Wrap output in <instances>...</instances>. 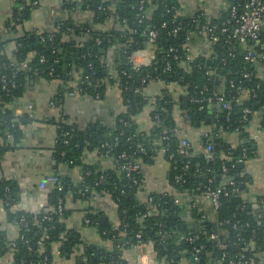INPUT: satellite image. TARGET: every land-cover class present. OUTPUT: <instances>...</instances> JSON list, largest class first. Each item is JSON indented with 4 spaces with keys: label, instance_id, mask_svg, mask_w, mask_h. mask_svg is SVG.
I'll return each mask as SVG.
<instances>
[{
    "label": "trees",
    "instance_id": "16d2710c",
    "mask_svg": "<svg viewBox=\"0 0 264 264\" xmlns=\"http://www.w3.org/2000/svg\"><path fill=\"white\" fill-rule=\"evenodd\" d=\"M61 3L67 16L56 19L50 29L40 30L37 33L24 28L22 26L24 10L28 12L30 8L35 7L25 6L24 10L18 12L17 6H14L5 26L6 29L0 31V68L6 66L7 68H1V71L7 74L16 70L15 82L17 83V88L10 92H6L0 87V137L7 144V146L0 144V153L14 147L12 145H18L22 140L23 125L28 123L29 119L27 115L21 117L15 115L11 106L22 94L27 82L36 77H44L48 80L58 79L61 82L57 93L59 99L67 92H76L83 96L96 98V94H99V97L103 94L106 81H111L105 64L109 63L115 66L119 72L118 82L122 86L127 85L128 89L121 92L126 110L117 114L110 126L81 127L70 122L67 116L62 114H59V118L56 119L58 138L61 132L71 128L73 130L67 136L69 144H63L61 139L55 143L52 152L54 164L55 166L65 163L70 166L80 165L83 175L79 184H74L67 178L63 180L59 178L63 190L57 192L53 188V193L56 195L55 201L45 205L44 208L55 206L59 197L63 199L64 204L66 196L76 199L88 196L90 191L95 193L107 191L117 207L118 219L127 225L120 226L116 230H112L110 224L102 226L100 232L103 237L111 239L115 247L108 251L84 243L83 255L86 257V261L90 264H95L100 260L120 263L122 259L119 253L127 247L116 244L123 243L122 240L126 245L135 243L137 239L134 234L138 230L141 231V241L153 240L156 259L161 264H178L183 258L190 257V250L193 246L199 245H204L201 252L202 264H212L216 259H221L222 253H225L222 264H228L231 258L242 252V247L245 248L243 253L246 256L264 251V208L256 201H247L240 192L220 196L221 204L214 213V220L208 218L212 211L211 207L210 210H207L205 206L198 204L194 208L187 209L185 205L174 204L170 195L150 193L149 195H153L156 201L166 202L168 210L152 212L150 216L142 219L139 218V214L143 213L147 207L144 204L145 197L137 195L141 185L137 189L134 188L133 191L120 194V185L125 182L122 172L116 168L104 169L98 162L84 164L82 161L85 150H98V154L102 156V152L105 150L102 144L109 142L112 145L114 136L118 138L117 145L112 146L111 149V154L114 156L123 151L131 153L134 150V145L127 142L129 137L135 144L142 143L148 151L151 148L147 155L138 154L136 156L143 162L148 161L161 146L168 145V150L163 153L164 158L170 161L168 155L172 153L174 155L172 161L174 159L177 161V170L173 169L172 161H170L169 167V181L174 192H186L192 198L201 197V190L197 189L199 183L205 182L210 174L218 176L222 161L226 160V157L233 161L239 159L242 146L247 149L248 159L253 156L252 145L246 131V126L252 115L247 121L242 122L241 109L248 106L252 109V113L261 111V123L264 127V72L259 74L255 65L244 60L243 49L240 45H236L234 56H230L228 46L224 45L222 41L210 43L202 34L193 35L191 40V45L194 47L192 58L186 61L181 45L184 43L187 33L199 29L206 19L216 21L217 18L200 16L197 21H194L195 16L201 11L197 9L192 13L183 12L179 0H144L142 8H140L139 0H80L78 2L62 0ZM165 5L169 8L168 12L164 11ZM77 9L92 11V20H76L72 13ZM141 15L143 16L140 17ZM138 17L140 22H138ZM109 19H112L118 27L109 30L94 28L95 24L103 23ZM179 22L181 27L177 35L173 38L168 37V32ZM162 23H165V26H161ZM152 27L158 30V37L153 47L155 55L152 64L142 65L139 70L135 71L129 63L128 56L146 45L147 31ZM261 36L264 38V33ZM11 44L14 49L9 52L6 47ZM170 47L178 48V59H173V52H169ZM100 50H104V53ZM40 56L44 57L43 62H40ZM164 59L171 62L172 80L177 81L180 78L178 84L183 90H190L194 85L197 88L205 85L209 88L219 89L227 98H231L236 95V91L234 88L228 87L225 79H233L236 84L240 83L248 89L260 83V89L257 91L256 98L247 97L241 105L233 103L228 121H225L226 111L216 108V106L205 105L198 111L197 104L188 102L185 108L182 104L184 96L182 93L178 96V102L166 89L162 90V97L154 96L144 100L141 95L142 88L138 85V78L144 70H152L154 66L159 67ZM222 59L225 61L222 62ZM11 63L15 65V68L9 66ZM23 63L26 64V67L20 69L19 66ZM214 68H216L215 74L209 75L207 71ZM122 72L126 74L122 75ZM245 72L252 74L249 78H244L242 74ZM73 75L78 77L74 90L65 87ZM86 75H89V79L81 82ZM177 103L180 109L185 112V120L192 127L209 126L212 130L214 135L212 139L213 157H208L205 152L194 154L192 145L188 148L191 162L197 161L201 165L209 167L212 171L210 173L195 172L192 165L188 169L182 168L186 158L178 154L179 139L177 136H170L168 140L156 143L162 128L168 130L175 126L172 110ZM148 105L154 106V109L150 111L153 121L154 115L159 114L163 123L161 125L154 122L149 131H140L132 121V117ZM235 130L238 131L239 139L233 146L223 135ZM168 135H170L169 132ZM198 142L203 146L206 143V137L202 133L199 135ZM69 161L72 163L69 164ZM242 169L236 164L229 170V174L235 175L238 186L243 191L246 175ZM175 174L181 175L178 182H174ZM100 177L103 178V181L96 184ZM5 187L9 188L11 196L9 204L5 206L7 208L6 218L8 222L17 226L18 231L14 237L9 238L6 231L0 227V257L9 256L8 264H51V244L56 241L60 243V253L64 257H69L81 242V235L77 229L65 227L63 221L68 210L65 208L60 217L53 214L51 222L43 219V209L37 213L19 209L11 211V207L18 201L19 189L14 181L1 180L0 198L5 197ZM81 191L84 192L83 197L80 196ZM259 215H261L260 223H258ZM21 216H24L26 226H24V222L19 221ZM86 217L90 219V223L97 222L95 213H87ZM236 221L248 222L249 226L233 229L232 225ZM158 222H162L163 226L158 227ZM158 230L169 233L163 244H159V239L156 237L155 232ZM212 231L219 233L224 248H216L209 242L208 236ZM238 233L241 234L243 241L238 247H235L234 243H236ZM45 234H48L49 238H43ZM187 236L193 237L191 243L184 239ZM181 237L183 238L180 239ZM39 239H42V245L37 244ZM11 242H14L15 245L12 246ZM44 258L47 259L46 262H44ZM256 261L258 262V258Z\"/></svg>",
    "mask_w": 264,
    "mask_h": 264
},
{
    "label": "crops",
    "instance_id": "0c3cea01",
    "mask_svg": "<svg viewBox=\"0 0 264 264\" xmlns=\"http://www.w3.org/2000/svg\"><path fill=\"white\" fill-rule=\"evenodd\" d=\"M80 1V0H73ZM181 10L186 13H192L200 6L197 0H179ZM15 0H0V31L6 29L7 21L11 16L14 6H18ZM209 17L221 16L222 8L219 1L206 4ZM66 10L62 8L61 0H43L38 7L30 8L24 15L22 26L28 30L38 29L47 30L52 28L56 19L65 18ZM72 16L79 21H91L93 13L90 10L77 9ZM18 28L20 26H17ZM118 25L112 20H106L103 23L94 25L95 29L109 30L117 28ZM17 29V28H16ZM18 30V29H17ZM13 44L7 45L6 50L11 52ZM259 74L264 72L262 64L255 65ZM78 77L67 82L66 88L76 87ZM63 86V85H62ZM61 87L58 79H46L36 77L26 83L22 94L12 104L14 114L23 116L29 114V106L33 109L37 121L30 125H23V137L21 142L12 148H8L0 153V181L12 180L19 189L18 201L15 209L37 213L41 205H49L55 201L56 195L53 193V187L45 184L40 187V182L47 176L56 175L60 180L70 179L74 184L82 181L83 170L80 165L70 166L68 164H59L55 166L52 152L54 148V138L56 135V119L59 114L67 116L70 122L76 123L81 127L85 126H110L117 114L125 111L120 91L116 85L106 88L99 98L83 96L79 93L67 92L59 99L57 93ZM164 85L161 82H153L147 85L145 93L149 97L159 95ZM181 92H175L173 98L178 102V96ZM53 106H50V103ZM183 104V103H182ZM175 110H181L176 104ZM262 112H253L246 131L251 145H254L253 156L243 165V173L246 180L243 182L242 196L247 201H256L258 198L264 200V127L261 123ZM132 121L140 131H149L153 126L148 107H144ZM180 125L186 128L193 153L198 155L204 152V146L199 144V135L204 129L192 127L187 120H180ZM224 138L233 146L237 144V133L231 132L223 135ZM82 161L84 164L99 163L102 168H114L110 159L101 158L97 150H85ZM153 161V162H152ZM155 162L158 166L155 169ZM160 166V167H159ZM142 184L138 190V197H146L150 193L174 192V188L169 181V163L164 158L162 152L157 151L148 161H141ZM183 205L187 198L182 196ZM67 216L64 218L66 228L77 229L81 235V242L74 248L69 257H64L60 253V243L58 241L51 244V264H90L83 255L84 243L95 245L96 247L111 251L115 245L109 238L103 237L100 228L104 225L118 221L117 207L115 202L108 194L91 192L86 197L73 199L72 196H66L64 201ZM198 202L200 200L198 199ZM199 205L205 206L210 210L208 201H201ZM264 208V202L262 204ZM87 213L97 214V222L85 223ZM212 220L215 215L209 214ZM0 227L6 231L9 238L14 237L18 231L17 226L7 221L3 204L0 201ZM122 261L106 262L100 260L95 264H161L152 253V246L144 243L138 248L127 247L120 251ZM185 259V260H183ZM178 264H191L188 258H183ZM9 256L0 257V264L8 262ZM9 263V262H8ZM264 264V251L258 252V263Z\"/></svg>",
    "mask_w": 264,
    "mask_h": 264
},
{
    "label": "built area",
    "instance_id": "2783aa9c",
    "mask_svg": "<svg viewBox=\"0 0 264 264\" xmlns=\"http://www.w3.org/2000/svg\"><path fill=\"white\" fill-rule=\"evenodd\" d=\"M20 2V4L17 6L18 12L24 10L25 6H31L36 7L41 2L40 0H17ZM62 1V0H61ZM68 2L69 0H64ZM199 3V10L201 13L197 14L194 18V21H197L200 16H204L208 18L207 14V6L206 4L214 3L216 1H219L222 8V14L221 16H215L214 18L216 21H210L209 18L204 21V23L200 26L199 29L196 31H189L185 37L184 43L181 45L182 50H184L185 54V60H191L192 58V52H193V45H191V40L194 34H202L204 35L207 40L210 43H216L219 41H222L224 45H227L229 48V55L234 56V49L236 45H240V47L243 49V58L247 62H250L253 65L262 64L264 66V38L261 36L263 34L262 28H264V0H197ZM72 2V0H71ZM140 8H142V5L144 4V0H139ZM100 9V7H98ZM164 11H169V8L164 7ZM177 14H179L177 12ZM141 15L140 17H142ZM138 22H140V18L138 17ZM181 23L179 22L175 27H173L168 32V37L173 38L177 35L178 30L180 29ZM161 26H165V23H162ZM35 32L39 33L38 29H31ZM158 37V30L156 28H149L147 31V36L145 40V46L143 48L137 49L134 52H132L129 56V63L132 66V68L137 71L139 68L144 66H149L152 64L153 57L155 55L154 52V44L156 43ZM99 42V40H97ZM178 48L176 47H170L169 52H173V59H178L179 55L177 54ZM40 62L44 61V57L40 56ZM225 59H222V62H224ZM156 64V63H155ZM10 67L15 68L14 64H9ZM90 66V65H89ZM26 64L23 63L19 66L20 69H25ZM105 67L108 69L109 72V79L111 81H106L105 83V89L110 87L111 85H116L121 92L128 89V86H122L118 82V70L113 66L112 64H105ZM1 68L6 69V66H2ZM0 68V87L5 90L6 92H10L11 90L17 88V83L15 82V71L13 70L10 74L3 73ZM89 70H91V67H89ZM172 64L169 60H162L160 66H154L152 70H144V72L139 76L138 78V85L141 86V95L144 100L147 98L150 99V97L145 93V88L147 85L153 82H161L164 85V89H166L170 95H175L176 90L181 92L184 96H187V100L190 103H195L198 105V111L203 109L205 105H211L216 106V108H219L223 111H226V118L225 121H228L229 114L231 112V109L233 107V103L235 105H241L245 98L257 97V91L260 89V83H257L254 87L251 88H245L242 84H236L233 79H225V82L228 84L229 88H234L236 91V95H234L231 98H227L226 95L221 92L219 89H213L209 88L205 85L201 86L200 88H197L196 85H194L190 90H183L181 87H179L178 82L180 81V78L177 79V81L172 80ZM52 72V70H51ZM216 72V68L212 70H208L207 73L209 75H214ZM94 73V72H92ZM125 72H122V75H125ZM251 72H245L242 74L244 78H249L251 76ZM261 76V75H260ZM89 79V75H86L81 82H85ZM136 91V90H135ZM159 97H162V91L157 95ZM96 98H99V94H96ZM127 103L129 101L127 100ZM50 106H53V103H50ZM125 110H126V106ZM149 108V112L154 109L153 105L146 106ZM177 108V105H174V108L172 110L173 119L175 122V126H173L170 129H161L159 131V137L156 139V143H161L164 140H168L170 136H177L179 139V150L178 154L182 155L186 160L184 161L183 169H188L191 165L194 168L195 172H199L203 174L204 172L210 173L212 172L211 169L207 166L201 165L199 162L192 163L188 153V148L191 145L188 132L186 128L182 127L179 123V121L185 120V112L183 110H175ZM29 114H28V123L32 125L37 121V117L34 112H32V108L29 106L28 108ZM242 117L241 121L245 122L248 120L249 116L252 115V109L248 106H244L241 109ZM154 121L151 118V120L156 123H159L162 125L163 120L159 116V114L154 115ZM264 123V118H263ZM57 128V125H56ZM73 129L64 131L60 133V136L58 138L57 135H55L54 138V146L55 143L58 142V139L63 144H69V141L67 139V136L71 134V131ZM168 132L170 135H168ZM204 137H206V143L204 145V152L207 154H212L211 157H213V146H212V139L214 135L212 134V130L209 126H205L204 129L201 131ZM234 133H237L238 131L235 130ZM57 136V137H56ZM10 138V136L8 135ZM127 142H129L131 145H134V150L131 153L127 152H120L118 155H112L111 149L112 146H116L118 143L117 136H114L112 140V145L109 142H104L102 144V147L105 149L104 152H102L101 158H107L110 159L113 163L114 168H116L119 172L123 173V180L125 181L123 184L120 185L119 192L120 194H125L126 191H133L134 188H138L142 184V167H141V160L137 158L136 156L139 155H147L149 151L147 148L140 142H135L129 137L127 138ZM0 144H4L7 146L5 141L2 137H0ZM16 147L17 145H12ZM168 150V145L161 146L158 151L165 153ZM98 153V150H97ZM174 158V155L171 153L168 155V160L172 161ZM248 160L247 157V149L246 147L242 146L240 148V158L236 161H233L231 158L226 157V160L222 161V164L220 166V172L218 176L210 174L205 182L199 183V186L197 189L201 190V197L198 198H192L188 193H177V192H163L160 194H163L164 196H172V201L174 204H181L183 205L181 199L182 196H185L187 198L186 204H184L187 209L194 208L197 206L201 201L205 200L208 201L210 204L212 213L214 214L215 211L220 207V196H228L229 194L233 193H242V189L239 188L238 182L235 179V175L229 174V170L234 168L236 164L244 163ZM170 161L169 167H170ZM69 164L72 162L69 161ZM173 169L177 170V161L174 159L172 161ZM179 174L174 175V182H178L180 179ZM103 181V178L100 177V179L97 181L96 184L101 183ZM45 184H50L57 192H61L63 190V187L60 183L59 178L56 175H50L47 176L43 181L40 182V187H44ZM4 195L5 197H1L0 201L3 204V208L6 214L7 208H5L6 205L9 204V201L11 200V196L9 194V188H4ZM87 191V190H84ZM90 191L89 194H91ZM101 193L104 194H110L107 191H102ZM80 196H84V192H80ZM198 199L200 202H198ZM264 200L263 198H258L257 203L262 206ZM144 204L147 207L145 211L141 214H139V218H146L152 214V212L156 211H167V203L163 201H156L154 196L147 195L144 199ZM44 210L43 219L47 220L49 222L52 221V215L61 216L62 212L65 209V205L63 204V199L58 198L55 206H50L48 208H44V205H41V208ZM16 210L15 205L11 207V211ZM215 215V214H214ZM205 216L203 215V218ZM210 218V215L209 217ZM261 215L258 216V223H260ZM211 219V218H210ZM212 220V219H211ZM21 222L25 221L24 216L20 217ZM85 223H90V219L88 217L84 220ZM27 223L24 222V226H26ZM158 227H162V222L157 223ZM120 226H127L126 223H122L119 219L115 223H111L110 227L112 230L118 229ZM248 222H239L236 221L233 225V229H241L243 227H248ZM52 227V226H51ZM124 232V231H123ZM124 234V233H123ZM157 239H159V244H163L165 238L169 236V233L166 231L158 230L155 232ZM134 237L137 239V241L131 245H126V243L122 240L123 243L116 244L117 246H126V247H133L138 248L142 246L144 243H149L152 246V253L153 256L156 257L154 249H153V240L149 239L146 242L141 241V231L138 230L135 232ZM43 238H49L48 234H45ZM181 237L180 239H182ZM184 239H186L189 243L193 241L192 236H187ZM209 242L214 245L216 248H224L223 240L220 237L218 232L212 231L210 232L208 236ZM264 240V238H263ZM243 241V238L241 237V234L238 233L236 237V243L234 245L238 247L240 243ZM42 239L37 240V244H41ZM11 245L14 246L15 243L11 242ZM204 249V245L199 246H193L190 250V257L188 259L190 260L191 264H194L196 262H199L201 260V252ZM242 252L235 256L234 258H231L228 261V264H257L256 261L258 258V252L246 256L245 248L242 247ZM225 256V253H222L221 259H216L212 264H222V258ZM47 259L44 258V262H46ZM8 262H10V257ZM8 262H3L1 264H8ZM173 264V263H170Z\"/></svg>",
    "mask_w": 264,
    "mask_h": 264
},
{
    "label": "water",
    "instance_id": "95a60500",
    "mask_svg": "<svg viewBox=\"0 0 264 264\" xmlns=\"http://www.w3.org/2000/svg\"><path fill=\"white\" fill-rule=\"evenodd\" d=\"M24 15H26V10H24ZM262 32L264 33V28H262ZM102 53H104V50H100ZM182 103H183V106L186 108L187 107V104H188V100H187V96H183L182 98ZM252 148L254 149V145L252 146ZM208 157H211L212 154H207ZM153 162V161H152ZM238 166L240 168H243V164L242 163H238ZM45 179V178H44ZM236 247V246H235ZM200 264H202V260L199 261Z\"/></svg>",
    "mask_w": 264,
    "mask_h": 264
},
{
    "label": "rangeland",
    "instance_id": "374dc122",
    "mask_svg": "<svg viewBox=\"0 0 264 264\" xmlns=\"http://www.w3.org/2000/svg\"><path fill=\"white\" fill-rule=\"evenodd\" d=\"M157 166H158V162H155V166H154V168L156 169ZM159 167H160V166H159ZM183 260H185V259H183Z\"/></svg>",
    "mask_w": 264,
    "mask_h": 264
}]
</instances>
